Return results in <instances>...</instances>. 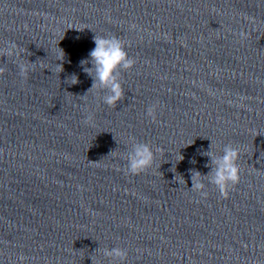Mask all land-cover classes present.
I'll use <instances>...</instances> for the list:
<instances>
[{"label": "water", "instance_id": "obj_1", "mask_svg": "<svg viewBox=\"0 0 264 264\" xmlns=\"http://www.w3.org/2000/svg\"><path fill=\"white\" fill-rule=\"evenodd\" d=\"M95 35L119 38L134 61L116 106L80 66ZM10 42L0 264H264V0H0V49ZM133 143L154 152L137 175ZM211 145L239 150L227 198L206 179ZM115 247L126 259L106 255Z\"/></svg>", "mask_w": 264, "mask_h": 264}, {"label": "clouds", "instance_id": "obj_2", "mask_svg": "<svg viewBox=\"0 0 264 264\" xmlns=\"http://www.w3.org/2000/svg\"><path fill=\"white\" fill-rule=\"evenodd\" d=\"M79 30V29H78ZM82 31V30H80ZM241 39H245L247 34L243 31L239 33ZM95 47L90 51L89 57L80 61L82 70L93 78L92 89H104L107 94L103 97L104 103L109 106H116V104L123 99L124 89L119 81L118 73L121 70H127L134 65V61L129 58L125 45L117 37H102L95 35L93 37ZM65 56V53L63 51ZM17 46L15 43L10 42L6 48L0 49V56L13 57L18 56ZM61 59L60 61H63ZM91 64V67L88 65ZM19 75L25 77L29 72V66L23 63L17 65ZM61 72L64 70L63 65L59 64ZM4 71L0 68V73ZM70 84L79 83L77 75L73 74L68 81ZM89 90V91H90ZM156 106H150L147 111V115L155 119ZM91 116H88L85 123L90 122ZM203 155L211 158V164L206 165L211 167V172L207 174L208 184L214 185L219 194L227 198L229 191L233 186L240 181V168L237 163L239 159V150L231 145L225 146L223 153L217 156L211 150L202 153ZM184 157L181 155L180 159ZM154 162V152L151 147L146 143H133L131 150L127 155V168L126 171L129 174L137 175L147 170L152 166ZM175 169V167H173ZM172 169V171H173ZM192 171V170H190ZM175 172V171H174ZM178 183H186L184 178L180 176ZM192 187L191 190L196 192L201 198H207L208 192L206 191L205 177L199 171H192L191 175ZM177 182V175L175 177ZM106 255L114 257L119 260H124L127 257L126 250L115 247L109 250ZM20 261H24L25 257L20 256ZM93 264L96 261L93 259Z\"/></svg>", "mask_w": 264, "mask_h": 264}]
</instances>
